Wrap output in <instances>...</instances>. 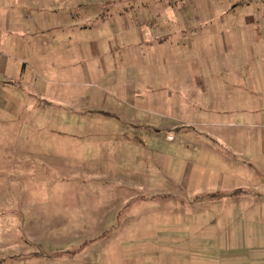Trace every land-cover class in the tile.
<instances>
[{"label":"rangeland","instance_id":"obj_1","mask_svg":"<svg viewBox=\"0 0 264 264\" xmlns=\"http://www.w3.org/2000/svg\"><path fill=\"white\" fill-rule=\"evenodd\" d=\"M105 1L0 0V264L264 262V1L183 0L206 38L141 71L140 113L101 37L164 0Z\"/></svg>","mask_w":264,"mask_h":264},{"label":"crops","instance_id":"obj_2","mask_svg":"<svg viewBox=\"0 0 264 264\" xmlns=\"http://www.w3.org/2000/svg\"><path fill=\"white\" fill-rule=\"evenodd\" d=\"M156 3L157 1H163V0H107L105 1V6L112 7L113 5H118L121 7H124L127 9L128 7H131V5H136V2H138L141 5L149 6L152 3ZM182 2L183 0H164L162 5L163 8H158L160 12L157 13L156 17H153V19H136L133 21L132 18H125V15H122L121 20L122 21V29H119L118 32H109L107 35H103L101 39L105 38H112L116 39V36L118 39L115 41L116 44L121 43V48L126 49V47H132L134 50L132 53H129V57L131 58V62H128L129 64L125 63V57L126 56L121 53V51L117 54L118 58L120 59V65L119 68H117V71H127L129 69H133L136 72L135 80L136 82L130 83V77H124L123 82L121 84V88L124 91H130L136 92L134 96L133 103H131V109H135L136 112L142 111V107L145 106V103L149 104L152 103V99L149 98L147 102L145 100H142V95L137 92L141 88L140 84V73L142 70L145 69V67H148L154 72L153 69H158L159 65L163 68H168L167 65V58L168 55L171 54L173 57H176L179 62H181L183 54L188 49H200L202 46L201 39L206 38V35L204 34V30L202 26H199L197 35L191 37L189 35L190 32V21L189 19L185 18L182 8ZM193 5H195V0H192ZM107 7V8H108ZM125 14V13H121ZM106 21V20H103ZM120 28V27H119ZM136 37L135 40H140L139 38H142L140 41L142 44L144 43L145 51H142V53L138 52V49L136 47L137 44L134 42H131L129 44L124 43V39ZM120 40V42L118 41ZM139 42V43H141ZM209 42V41H208ZM138 43V44H139ZM223 44L226 45V43L223 41ZM118 46V45H117ZM203 49V48H202ZM199 50V52L202 51ZM141 55H143L144 60H147V62L144 64L141 61ZM124 59V60H123ZM159 60V61H158ZM129 65L132 67H129ZM193 70L197 76L198 82L200 83V80L202 82V71L201 67L198 63H194ZM157 71V70H155ZM203 83V82H202ZM144 102V104H143ZM123 103L127 106V102L124 100ZM93 104V103H92ZM142 104V106H141ZM167 106V105H166ZM128 107V106H127ZM90 110L93 111H101L104 114H114L121 117V119L125 120L126 123L131 122L135 124L136 122H144L143 119L138 118L136 115H127L125 114L124 110L123 113L119 110H114L111 108H106L103 104L94 107L90 106ZM140 113V112H139ZM99 121V120H98ZM94 122V121H93ZM151 120L145 121L146 124L151 125ZM154 123V122H153ZM156 124V123H154ZM158 125V124H156ZM170 130H167V132ZM89 132L93 133V130ZM126 138L128 136L125 135ZM103 177V176H102ZM105 177H110L109 174ZM125 182L123 181V184ZM260 253L263 252L262 249H259ZM181 263V262H180ZM182 264V263H181ZM183 264H264V262H183Z\"/></svg>","mask_w":264,"mask_h":264},{"label":"built area","instance_id":"obj_3","mask_svg":"<svg viewBox=\"0 0 264 264\" xmlns=\"http://www.w3.org/2000/svg\"><path fill=\"white\" fill-rule=\"evenodd\" d=\"M167 138H168L169 140H173V135H172L171 132H169V134L167 135Z\"/></svg>","mask_w":264,"mask_h":264},{"label":"trees","instance_id":"obj_4","mask_svg":"<svg viewBox=\"0 0 264 264\" xmlns=\"http://www.w3.org/2000/svg\"><path fill=\"white\" fill-rule=\"evenodd\" d=\"M264 1V0H263Z\"/></svg>","mask_w":264,"mask_h":264}]
</instances>
